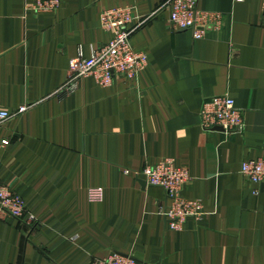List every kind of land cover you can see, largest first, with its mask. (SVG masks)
Returning <instances> with one entry per match:
<instances>
[{
  "label": "crops",
  "instance_id": "1",
  "mask_svg": "<svg viewBox=\"0 0 264 264\" xmlns=\"http://www.w3.org/2000/svg\"><path fill=\"white\" fill-rule=\"evenodd\" d=\"M163 1L67 0L36 14L25 0H0V109L31 106L0 127V184L36 221L0 219V264H93L112 253L144 264H264V182L241 173L264 159V0H203L223 22L197 40L160 13L132 38L148 57L137 81L87 78L57 95L79 53L109 43L105 10L144 15ZM222 96L243 116L230 135L201 127L205 102ZM164 159L188 170L185 197L204 206L186 231L168 229L165 191L135 176ZM94 188L102 203L89 200Z\"/></svg>",
  "mask_w": 264,
  "mask_h": 264
},
{
  "label": "built area",
  "instance_id": "2",
  "mask_svg": "<svg viewBox=\"0 0 264 264\" xmlns=\"http://www.w3.org/2000/svg\"><path fill=\"white\" fill-rule=\"evenodd\" d=\"M67 0H25L27 12L36 14L58 11ZM203 0H165L153 12L141 15L132 7L105 10L101 15V27L112 35L109 43L92 51L89 58L80 52L73 61L67 82L57 95L74 93L81 82L94 78L104 87L113 84L115 78L137 81L140 73L148 65L145 53L137 51L133 36L160 13H168L169 27L174 33L190 31L194 39H201L211 29L222 26V17L216 13L201 10ZM241 2L243 0H235ZM31 106L24 105L14 111L0 109V127L9 121L26 114ZM201 127L205 131L222 128L230 135L240 131L243 126L242 112L233 99L222 96L205 102L201 112ZM3 141L2 146H9ZM241 173L255 185L264 182V159L249 160L242 164ZM129 174V173H127ZM135 176L143 179L148 186L159 187L165 191L166 203L159 214L165 219L168 229L175 232L186 231L191 221L198 223L204 217L201 201L188 200L185 188L191 182L187 169L178 167L171 159H164L156 165L147 166ZM92 203H102L105 191L102 188L90 189L88 193ZM13 218L26 229L34 228L35 218L30 215L23 198L0 184V219ZM93 264H144L135 258L121 253H112L96 259Z\"/></svg>",
  "mask_w": 264,
  "mask_h": 264
},
{
  "label": "water",
  "instance_id": "3",
  "mask_svg": "<svg viewBox=\"0 0 264 264\" xmlns=\"http://www.w3.org/2000/svg\"><path fill=\"white\" fill-rule=\"evenodd\" d=\"M216 130H218V131H223L222 128H216ZM142 185L145 187V186H146V182H145V183H142Z\"/></svg>",
  "mask_w": 264,
  "mask_h": 264
}]
</instances>
